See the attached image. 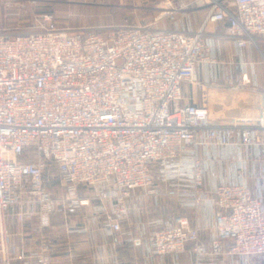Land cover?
Returning a JSON list of instances; mask_svg holds the SVG:
<instances>
[{
  "label": "built area",
  "instance_id": "2783aa9c",
  "mask_svg": "<svg viewBox=\"0 0 264 264\" xmlns=\"http://www.w3.org/2000/svg\"><path fill=\"white\" fill-rule=\"evenodd\" d=\"M195 1L208 7L197 31L152 23L106 30L60 26L52 12L39 14L32 29L23 31L21 25L7 27L0 15L2 264L30 256L10 246L4 221L13 206L23 218L26 205H37L41 241L34 264H53L45 232L55 211H73L93 198L111 230L121 231L136 189L151 193L158 180L178 178L185 165L194 202L201 201L199 147L264 144L262 91L240 98L232 91L240 100L239 115L228 122L215 121L207 103H181L183 83L196 80L197 66L209 59L205 27L218 29L225 21L240 47L255 42L264 35V0ZM187 6L185 0H165L154 23L175 20ZM242 79L250 81L247 72ZM51 170L67 186L65 195L50 188ZM80 185L92 187L94 195L79 198ZM214 192L211 252L263 255L264 195L246 180L221 183ZM190 243L196 253L205 252L200 228L187 215L153 233L160 254L181 253Z\"/></svg>",
  "mask_w": 264,
  "mask_h": 264
},
{
  "label": "crops",
  "instance_id": "0c3cea01",
  "mask_svg": "<svg viewBox=\"0 0 264 264\" xmlns=\"http://www.w3.org/2000/svg\"><path fill=\"white\" fill-rule=\"evenodd\" d=\"M185 1L188 6L175 20L166 22L171 28L197 31L203 25L207 4ZM9 9L18 17L23 16L20 6L11 5ZM204 38L209 59L197 66L196 80L183 83L181 103H207L215 121L228 122L239 115L237 97L248 91L264 92V35H257L255 42L240 47L226 33L224 21L219 23L218 29L209 23ZM244 72L248 73L249 82L243 81ZM232 91L239 93L237 97ZM197 155L202 159L203 172L202 198L198 204L194 202L193 183L188 165H185L183 176L161 178L151 193L145 188L136 189L128 199L129 213L121 231L111 230L107 216L98 205H81L69 214L55 211L45 232L53 264H264V254L238 256L211 252V240L216 232L214 189L221 183L246 180L255 193L264 195V144L199 147ZM175 167L174 163L172 168ZM58 179V185H64L60 176ZM163 196L169 199L166 201ZM26 208L27 215L23 218L18 206L11 207L5 216V228L11 233V248L17 252L25 249L30 254L29 258L17 259L14 264H34L33 253L41 241L38 207L32 203ZM178 215L189 216L192 223L199 226L204 253H196L192 243L181 253L156 252L154 231L166 223H174Z\"/></svg>",
  "mask_w": 264,
  "mask_h": 264
},
{
  "label": "rangeland",
  "instance_id": "374dc122",
  "mask_svg": "<svg viewBox=\"0 0 264 264\" xmlns=\"http://www.w3.org/2000/svg\"><path fill=\"white\" fill-rule=\"evenodd\" d=\"M164 2L165 0H0V12L6 19L7 27L15 28L14 25H21L20 30L23 31L31 30L37 16L44 12H52L60 26H90L99 30H106L123 24L144 25L152 23V27L170 29L171 27L166 22L170 20L168 17H160L158 22L154 23L156 16L161 14V5ZM11 5L20 6L23 9L21 14L23 16L18 17L17 14L13 13V10L9 9ZM262 160L264 163V157ZM183 174L184 171L182 170L181 175L183 176ZM58 175L56 171H50L52 178L50 188L57 196L65 195L68 188L65 185H58ZM94 192L92 187L80 185L77 196L79 198L93 196ZM163 197L166 201L169 199L166 196ZM90 203L98 205L97 200L93 198H91ZM70 212L72 211H68L67 214Z\"/></svg>",
  "mask_w": 264,
  "mask_h": 264
},
{
  "label": "trees",
  "instance_id": "16d2710c",
  "mask_svg": "<svg viewBox=\"0 0 264 264\" xmlns=\"http://www.w3.org/2000/svg\"><path fill=\"white\" fill-rule=\"evenodd\" d=\"M4 19V18H3ZM5 20V19H4ZM6 24V23H5Z\"/></svg>",
  "mask_w": 264,
  "mask_h": 264
}]
</instances>
